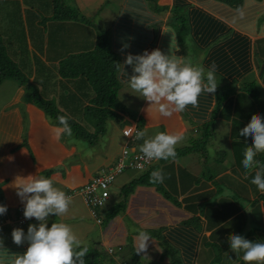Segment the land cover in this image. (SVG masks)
<instances>
[{
    "label": "crops",
    "instance_id": "obj_1",
    "mask_svg": "<svg viewBox=\"0 0 264 264\" xmlns=\"http://www.w3.org/2000/svg\"><path fill=\"white\" fill-rule=\"evenodd\" d=\"M71 1L85 3L84 8H91L95 15L104 7L108 13L104 12L103 18L109 21L114 11L106 29L108 40L112 48L118 50L123 65L133 55V43H137V38L144 42L142 57L145 67L141 70L135 68L129 73L132 75L124 79L126 84L139 82L137 86L143 90L141 106L131 109L143 118L142 137L144 134L150 136L145 131L153 127H160L169 141L179 138L192 127L197 136L199 127L210 121L215 112V118L218 115V118L231 121L229 136L236 133L240 136L239 141L245 142L240 152L237 151L238 160L255 161L253 153L258 141L264 151V0H235L232 5L229 0H158V5L167 7L162 13L143 0ZM174 5L186 14L182 38L171 25V7ZM20 11L25 19L22 3ZM144 15L146 21L142 20ZM56 26L53 25L55 31L50 27V32L59 34L60 38L64 30L73 32L77 28ZM125 29L128 30L125 45L119 47L117 32L124 33ZM47 31L43 33L45 39ZM45 55L41 58L47 63ZM123 65L120 72L125 75ZM12 81L17 86V82ZM215 87L227 94L216 111ZM20 88L23 90L21 86L16 87L9 107L0 111V145L4 149L0 151V264H51L48 262L51 258L66 251L61 244L66 234L59 236L60 224H78L83 215L75 210L76 205L69 208V201L66 206L48 208L46 222L33 221L18 227L14 223L17 207L31 195L47 193L49 186H53L52 190L59 188L57 192L60 193L80 186L95 175L93 170L97 168L91 170L87 164L69 165L66 162L75 150L68 144L67 132L51 124L29 101L16 103L23 94ZM25 119L28 121L26 128ZM178 149L182 148L173 146L172 153L163 150L149 168L179 204L164 197L157 182L137 185L127 199L124 212L115 215L102 227L79 196L88 208V215L94 217L93 223L100 225L99 241L92 243L93 247L101 251L113 248V264H238V261L264 264V251L254 256L233 257V253L241 249L235 238V219L245 213L259 226L264 225L262 198L258 202L259 212L255 206L247 205V209L232 212L230 217L224 213L222 219L217 212L210 214L199 206L208 197L203 191L214 190L213 182L217 178L233 181L242 177L244 181L247 177L253 182L249 177L257 178L259 170L255 168L244 173L236 165L235 170L231 171L230 167L231 173L221 175L220 170L210 177L211 173L206 171L207 162H204L206 169L202 175L206 185L198 190L195 172L183 171L175 162L178 157L168 158ZM105 160L103 166L114 162L104 163ZM47 170L49 175L45 173ZM252 182L244 181L247 185ZM245 191L252 196L251 199L264 192L260 189L254 195L250 188ZM69 216L72 219L67 220ZM193 218L196 222L192 221ZM226 219L232 225L229 229L224 224ZM259 228L261 232L250 230L254 236L258 234L255 236L258 243L252 241L253 249L258 250L259 244V250H264V227ZM20 231L29 236L30 248H26L19 237ZM240 231H243L242 227ZM78 246L84 245L79 243ZM169 247L176 251L177 262L171 257ZM123 248L128 249L129 258L121 260L115 250Z\"/></svg>",
    "mask_w": 264,
    "mask_h": 264
},
{
    "label": "trees",
    "instance_id": "obj_2",
    "mask_svg": "<svg viewBox=\"0 0 264 264\" xmlns=\"http://www.w3.org/2000/svg\"><path fill=\"white\" fill-rule=\"evenodd\" d=\"M143 1L151 3L152 8L157 12L162 13L167 9L166 6L158 5V0ZM71 2V0H0V83L6 79L16 81L26 92L29 102L42 111L51 124L62 127L72 137L84 140L90 146L96 145L99 139L105 136L108 123L119 122L121 117L124 118L123 115L136 122L140 137L137 136L134 141L140 140L143 133V118L137 116L135 111L127 109L120 98L119 90L124 79L132 75L129 74L130 72H133L135 68L141 70L145 67L142 57L144 42H140V37L137 38V43H133L135 44L133 55L123 65L118 50H114L108 40L109 33L104 29V32L99 34L96 26L82 16L79 8ZM232 2L234 4L235 0H229L231 5ZM21 3L25 6V19L20 11ZM185 17L186 14L178 5L171 7V25L181 38L184 35L182 31L185 27ZM146 19L144 15L142 20L146 21ZM54 24L57 25L56 28L61 29H68L70 26H77V28L73 32L69 29L64 30V35L60 38L59 34L50 32V27ZM46 30L48 31L45 39L43 33ZM53 31H55L54 27ZM127 31L125 29L124 33L117 32L116 40L119 47H124ZM27 38L30 40V46ZM43 55L47 63L42 60ZM122 65L126 76L120 72ZM213 91L217 101L216 111L223 104L227 94L225 95L219 87L213 88ZM128 119L124 120V125L129 123ZM213 119L214 116L199 127V130H202L201 137L192 138L190 145L178 149L172 157H178L190 151H205L208 136L213 130L211 126ZM230 137L234 157V160L230 161L231 171L235 170L236 165L244 173L261 168L257 178L252 175L249 178L258 183L254 184L258 186V192L260 189L264 190V151L258 144L260 142L258 141L257 147H254L257 148L253 153L255 161L243 162L237 159V151L240 152L239 145L245 142L239 141L240 136L236 133H232ZM3 150L1 144L0 151ZM217 162L221 160L217 159ZM45 173L49 175L50 171L47 170ZM213 176H215L214 173L211 177ZM155 182L164 197L179 204L164 184H160V181L155 179L152 168H148L123 184L112 204L108 207L96 208L95 217L100 225L104 227L115 215L124 212L127 199L137 185H152ZM224 184L227 189L228 182L223 181ZM223 190L220 188L214 196L219 195V199L222 200L224 197L220 194ZM231 191L232 193L229 192L225 196L227 211L231 212L233 206L238 207L239 210L250 205L255 206V210L258 209L259 212L258 202L262 199L264 201V192L259 194L258 198L246 199L240 192ZM214 200L217 201V199ZM231 214L232 212L226 213V216L230 217ZM239 217L240 214L235 221ZM195 220L193 218L192 221L196 222ZM252 221L255 223L256 220ZM258 227L261 226L257 224L256 228ZM168 250L177 262L176 251L171 250L170 247ZM102 253L104 252L93 246H76L69 256L68 264H113L114 256L110 254L109 258H104Z\"/></svg>",
    "mask_w": 264,
    "mask_h": 264
},
{
    "label": "rangeland",
    "instance_id": "obj_3",
    "mask_svg": "<svg viewBox=\"0 0 264 264\" xmlns=\"http://www.w3.org/2000/svg\"><path fill=\"white\" fill-rule=\"evenodd\" d=\"M87 2V0H86ZM74 6L77 5L80 9L79 12L81 13L82 16H84L86 19H89L91 23L96 26V31L101 34L104 32V29L107 32V25H109L111 19H113V14L114 11L112 12V18L110 21L107 18H103L104 12L106 14L108 11L103 9L95 15L93 13V10L91 8L85 9V3H74L71 2ZM91 11V12H90ZM105 17V16H104ZM105 19V21H104ZM32 61V60H31ZM12 79H6L0 83V111L7 109L9 107L8 103L11 101L13 96L15 95V89L16 87L19 88V85L17 84L14 85L12 83ZM218 82V81H217ZM139 82H137L138 84ZM136 82L133 81L131 83H123L121 85L120 90H119V95L123 103L126 105L128 110H131L133 108H139L142 104L143 101V90L139 86H137ZM21 89V88H20ZM22 90V89H21ZM23 94L19 96L18 101L16 103H25L28 100V96L24 90H22ZM29 101V100H28ZM18 106V105H17ZM214 119L212 121V132L210 131V135L208 136L207 139V144L205 145V151L201 152H187L184 153L181 156L178 155V158H175V162L179 163L182 166L183 171H192L195 172L196 174V184L195 186L198 188V190L205 188L206 182L204 180V177L202 173L208 170L211 174H217L219 171L221 172V175H223L225 172L231 173L230 171V161L233 160V152H232V142L230 139V134H229V128L231 125V121L224 120L222 118H215L216 113H213ZM125 118L121 117V120L119 122H110L108 123V130L105 136L101 137L96 145L90 146L88 143H86L84 140H79L76 139L75 137H72V135L67 132L65 136L69 137L68 144H71L74 146L75 150L74 153L70 156L69 159H67V163L74 164V163H79L80 165H88V167L95 172V175H100L101 172L105 170L106 166H103V162L105 159L104 163L108 162H113L116 161L117 158L119 157L122 148L124 147V144L126 142V138L122 135L121 133V128L124 125ZM28 126V121L25 119L24 120V128ZM195 128L192 127V129L185 131L179 138L175 140H167L166 139V134L163 132L160 127L156 128H147L148 136L147 134H144V137L141 135V139L134 142H131L128 144L127 148H130L131 146H134V148L138 150H148V151H153L155 157L159 155L163 150L170 151L172 153L173 151V146L174 148H184L187 145L191 144V137L197 139V137H201V131L199 130V133L197 136H195ZM140 137V135H139ZM241 147V145H239ZM172 155H169L168 158H171ZM157 159V158H156ZM217 159H220L221 162H217ZM204 160H207L206 167L205 164L203 163ZM93 162V163H92ZM155 162V161H154ZM153 162V163H154ZM152 163V164H153ZM261 168H258V170ZM142 171L133 168V167H127L124 169L122 172L117 174L114 178L113 183L110 184L109 186V192H110V197L109 199L106 200L104 207H108L110 204H112L115 199L117 198V193L119 191V188L130 181L132 178L138 176ZM226 173V174H228ZM210 174V177H211ZM224 176H231L230 175H224ZM198 178V180H197ZM191 179V178H190ZM189 179V180H190ZM211 178L208 179V181ZM188 180V181H189ZM247 180V179H245ZM244 180V181H245ZM197 181L199 184H197ZM223 181L228 182L227 184V189H225V184L223 185ZM242 181V177L239 179H233L231 180H223L220 178H217L213 182V189L211 191H203L204 195H208L207 198H205L201 203H200V208L203 210L208 211V213L213 214L217 212L219 214L220 219L223 218V214L225 213H231L233 211H238V207L236 208L233 206V210L231 212L227 211V208L225 207L227 204L225 203L227 201V193L231 192V190H238L246 199H251L252 196H250L246 191L245 188H250L254 195L258 193V186L254 185L257 182L253 181L252 185H247ZM258 184V183H257ZM50 188H53V186H49L48 189L46 190L47 193L45 194H51L55 195L60 192H57L59 190L55 189L52 190ZM186 188V187H185ZM220 188H223V193H221V197H224L222 200L219 199V195L214 196L215 192L220 190ZM177 197V195H175ZM199 198V197H198ZM212 199V200H211ZM214 199H217L214 200ZM70 201V203H69ZM68 203L70 204L68 207L73 209L75 207L74 205L77 206V212L83 215L82 220L78 224H73L70 222V225L65 223V225L60 224L58 232L59 236L66 234L64 236V240L62 241L61 244H63L64 247H66L65 253L60 252V255L57 254L55 258H51L48 262L51 264H56L61 263V264H66L69 256L73 252L75 246H78L79 243H82V245L85 246H93L92 243H96L99 241L98 233L100 229V225L93 223V218L88 215V208L86 209L85 205L83 204L82 200L78 195L73 196L70 198ZM216 201L214 204L213 202ZM212 204H206L210 203ZM61 205V203L57 202L54 203V206ZM66 206V205H65ZM198 206V204L196 205ZM66 208V207H65ZM247 209V208H245ZM67 210V208H66ZM203 210V211H204ZM78 213V214H79ZM72 219V217H67V220ZM225 226L227 229L231 228L230 221L226 219L225 221ZM256 223H254L249 215H243L240 214V217L236 222L234 223L235 227V238L240 242L241 244V249L238 250V252L233 253V257H239L242 254H245L246 256H254L257 252L260 254L264 250H255L253 249L254 243L252 241L257 242V239L255 238L254 234L250 233L251 229H254L258 232H261V229L258 227L256 228ZM259 225V224H258ZM264 227V225H261ZM69 227V229H67ZM240 227H242L243 231H240ZM68 236V237H67ZM243 239H246L247 241H244ZM250 240V241H249ZM249 241V242H248ZM245 246V247H244ZM260 245H257V248L259 249ZM124 249V250H123ZM122 250L116 249L115 251L118 253V256L120 255L121 260L123 258L128 259L129 258V251L126 248H123ZM103 257L104 258H109L110 254L107 251H103ZM61 257V258H60ZM143 259H147L146 256H142ZM117 259V260H119ZM120 260V261H121ZM247 260V259H246ZM238 264H249V261H245V263H242L241 261H238Z\"/></svg>",
    "mask_w": 264,
    "mask_h": 264
},
{
    "label": "built area",
    "instance_id": "obj_4",
    "mask_svg": "<svg viewBox=\"0 0 264 264\" xmlns=\"http://www.w3.org/2000/svg\"><path fill=\"white\" fill-rule=\"evenodd\" d=\"M138 130L135 127H126L123 129V134L131 137ZM153 161V155L150 152H135L131 153L126 148H123L118 160L100 175H95L89 179L83 186L78 188V192L83 196L85 202L92 208L100 207L109 197V186L113 182L115 176L122 172L127 167H133L138 170H144ZM70 193L64 196H44L31 197L26 205L18 207V215L16 222L24 224L32 218H43V209L51 205L56 199L66 201L70 197Z\"/></svg>",
    "mask_w": 264,
    "mask_h": 264
},
{
    "label": "clouds",
    "instance_id": "obj_5",
    "mask_svg": "<svg viewBox=\"0 0 264 264\" xmlns=\"http://www.w3.org/2000/svg\"><path fill=\"white\" fill-rule=\"evenodd\" d=\"M126 127H135L137 130H138V132L135 134V136H131V137H127V136H125L124 134H123V129L124 128H126ZM121 133H122V135L126 138V142H125V144H124V147L123 148H126V149H128L129 151H131V153H135V152H143V151H145V152H150V153H152V155H153V161L151 162V164L150 165H148V167L146 168V169H144V170H140V171H145V170H147L151 165H152V163L155 161V155H154V152H152V151H148V150H135L134 149V146H131L130 148H127V146H128V144H130L131 142H133L136 138H137V136H139L138 134H139V128L137 127V125H136V122L134 121V120H129V123H127V124H125L122 128H121ZM128 143V144H127ZM122 148V149H123ZM122 151V150H121ZM120 155H121V153H120ZM120 155H119V157H120ZM118 157V158H119ZM118 158H117V160H118ZM116 160V161H117ZM116 161H114L111 165H108V166H106L105 167V171L109 168V167H111ZM93 176H95V175H93ZM92 176V177H93ZM92 177H90L89 179H91ZM88 179V180H89ZM87 180V181H88ZM86 181V182H87ZM114 181V180H113ZM85 182V183H86ZM84 183V184H85ZM113 183V182H112ZM83 184V185H84ZM83 185H80V186H77V187H75V188H72V189H68L67 191H65V192H63V193H58V194H55V195H51V194H42V195H31L30 197H29V199L31 198V197H44V196H48V195H50V196H64V195H66V194H71L70 195V197H68L67 198V200L64 202V201H62V200H60V199H56L51 205H48V206H46L44 209H43V214H44V216H43V218H32V219H29L28 221H26L24 224H18L17 222H16V217H17V215H18V207L19 206H21V205H26L27 203H28V201H29V199L25 202V203H23V204H21V205H19L18 207H17V210H16V217H15V219H14V223H15V225H17L18 227H24V226H26L28 223H30V222H33V221H36V222H46V219H47V215H46V210L48 209V208H51L53 205H54V203H57V202H59V203H61V204H67L68 203V201H69V199L70 198H72L73 196H75V195H78V196H81V198L84 200V198H83V196L78 192V188L79 187H81V186H83ZM109 197H110V192H109ZM109 197L107 198V199H109ZM106 199V200H107ZM106 200H105V202H106ZM84 202H85V200H84ZM105 202L103 203V205L102 206H100V207H103L104 205H105ZM85 204L87 205V207L90 209V212H91V214H92V216H94L95 217V210H96V208H98V207H95V208H92L91 206H89L86 202H85ZM96 218V217H95ZM19 237L23 240V242H24V244H25V246H26V248H30L31 247V242H30V239H29V236H27V234H26V232L25 231H20L19 232ZM107 252L109 253V254H113V252H114V249L113 248H108L107 249Z\"/></svg>",
    "mask_w": 264,
    "mask_h": 264
}]
</instances>
